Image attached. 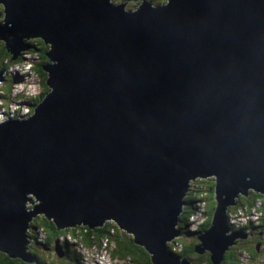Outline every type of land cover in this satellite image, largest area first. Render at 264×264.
<instances>
[{"label": "water", "instance_id": "1", "mask_svg": "<svg viewBox=\"0 0 264 264\" xmlns=\"http://www.w3.org/2000/svg\"><path fill=\"white\" fill-rule=\"evenodd\" d=\"M124 5L0 0L10 61L30 38L47 45L43 97L26 117L18 102L0 119V250L10 257L31 260L19 249L39 215L57 229L109 220L149 264H190L166 244L192 237V251L218 264L247 236L229 232L226 210L249 191L264 197V0ZM204 177L209 221L187 234L177 216L196 214L183 197Z\"/></svg>", "mask_w": 264, "mask_h": 264}, {"label": "trees", "instance_id": "2", "mask_svg": "<svg viewBox=\"0 0 264 264\" xmlns=\"http://www.w3.org/2000/svg\"><path fill=\"white\" fill-rule=\"evenodd\" d=\"M110 1L115 2V3H119V2L124 3L125 7H127V10H130L131 7L135 8V6L138 4L137 0H129V1L110 0ZM146 1H148L149 3L157 4V1L155 0H146ZM26 43L30 44L27 50L35 51L36 54L38 55V58H39L38 62L33 63L35 65L33 67V64H32L31 68H33L32 71L39 78L41 86H43L42 88L44 89L43 91H39V94H36L33 97H27V101L25 102V104H27L26 106L30 110L32 109L30 105L39 102L45 93V82H44L45 73L44 71H41L40 66H41V63L44 62L46 59L45 57H40V52L45 51L46 46L44 43H40L39 38L37 39L30 38L29 40L26 41ZM28 51H22V53L30 54V52ZM20 58H22V56ZM9 59H10L9 54L7 52H3V43H0V69H2L3 71L2 73H5V78H4L5 84L3 83L2 90L4 91V93H7V94L9 92V95H10L12 91V87L10 88V91H9V87L11 84H14L17 82V80H19V75L16 72H10L7 70L8 63L11 62ZM18 62L20 61H16L12 64H16ZM3 96H5V94H0V97H3ZM18 102H21V101H18ZM4 113H6V110H4ZM8 113L9 112L7 111V114ZM211 181H213L211 177H204V178H197L189 182L188 189L183 197V203L193 202L197 200L196 202L197 206L194 205V209L197 210V215L178 214L177 216V221L184 224L187 234L194 233L202 228L207 227L209 217L211 214V210L213 207V203H214V200H211ZM192 208H193V205L190 206V209ZM238 208H242L243 211L244 209L246 211H249L251 208L257 212L258 210L260 211V216L258 217L259 223L255 226H250V227L256 228L257 231L254 232V236L252 239L236 241L235 244L228 247L226 251L223 253V257L218 264H239L240 263L239 256L242 250L246 252V255L248 257V264H261L260 251L258 250L259 248L258 246H256V244L264 243V197L260 196L259 194L253 191L247 192L246 196L237 197L236 203L227 208L226 217L231 215L232 212L235 213ZM200 211H202V216L201 214L200 216L203 217V219L205 216V219L203 220L204 221L203 225L200 228H197L201 224V222L199 223V220L201 219L196 220V222H193L192 220L195 217L199 216ZM187 219L189 221V226H190L189 228L190 229L197 228V229L192 230V231L189 230L187 226L188 225ZM38 220H39V216L31 219L27 223V227H26V229L31 228L32 230L31 234L28 237V241L32 245L28 251L25 250V253L27 252V254L29 255V258L32 260V263H25L22 261V259H19L17 257H10L9 254L0 250V264H61V262L58 263L56 260H53L50 257V255L53 252V245H54L52 242H55L57 238H61L62 236H69L72 238V236H70L67 232V231H72V229H69V228L57 229L54 225L48 224L49 228L47 229L49 231L55 230L54 235L51 236L52 232H49L44 227L39 226L37 223ZM40 220H42V217H40ZM111 226L112 225L110 222H106L103 226L97 227L91 231H89V229L87 228H85V230H82V227H81V231H79L76 226H71V227H74L75 231L78 232L76 234L74 231V234L77 238L83 236L82 234L89 235V239L91 240V245L88 248L98 243L97 246H93L90 249L95 248L99 250L102 247L103 249L107 250V248L109 247L108 243L114 240L111 237L117 236L120 231L118 229L117 230L113 229ZM97 230H99L98 240L99 241L104 240L103 245H100L98 240L93 242L94 233ZM105 234L109 235L110 238H108L107 235ZM122 234L124 235L125 233L122 232ZM127 236L130 237L129 235ZM173 241L175 242L176 240H173ZM173 241L168 242L166 244L168 252L187 260L190 264H211L208 259L207 251H204L206 254H203V253L198 254L192 251L193 246L195 245L194 237L190 238L189 241H178L177 243L176 242L174 243ZM129 243L124 242L119 247V251H121L122 253L118 251L119 253L116 252L115 254L119 256L117 257L118 259L122 260L120 264H133L134 260H136L138 264H149L148 253L144 249L137 247V244H134L132 242H129ZM68 244L73 245L74 242L70 240L68 241ZM178 244H180L179 249L175 246ZM41 245L45 246L44 250H42V247H40ZM135 246L137 247V249L135 248ZM247 246L249 247L246 248ZM65 247H68V246H65ZM115 249H116V244H115L114 250ZM72 252L73 253L70 254L72 256L71 261L72 260L75 261L76 259H78V262H76V264H81L79 262V260L81 261V258L77 250L73 248ZM61 253H65V251L61 249ZM130 255H132L133 257H131ZM63 260L65 264H68L65 262L66 260L65 257L63 258Z\"/></svg>", "mask_w": 264, "mask_h": 264}, {"label": "rangeland", "instance_id": "3", "mask_svg": "<svg viewBox=\"0 0 264 264\" xmlns=\"http://www.w3.org/2000/svg\"><path fill=\"white\" fill-rule=\"evenodd\" d=\"M125 9H127V7H125ZM22 54H23V59H31V55L30 54H25V53H22ZM34 65L35 64H33V67H34ZM31 66H32V63H26L25 61H20L17 64H10V72H16L19 75V77H20V80L18 82L14 83L11 86L12 87V95H18V92H19V89H20V86L21 85H22V92H26L28 94V97H33L34 95H36V94L39 93V90L40 91H43L44 90L42 88L43 86H41V83H40V85L37 84V83H23L22 84V74L23 73L31 75V78H38L35 75V73L32 71ZM19 103L20 104H25V102H19ZM19 110H20V112L26 114V113H29L30 110H32V109L29 110V108L27 106H25L23 108H20ZM7 111L9 112V108L7 109ZM8 115H9V113H8ZM206 205H207V203H206ZM26 209H29V206L28 205H26ZM196 213H197V210H196ZM40 217H42V216L39 215V220L37 222L38 225L44 227L45 229L49 228V225H48L49 224V221L46 220L43 217H42V220H40ZM199 219H201V220H199V223L203 221V217H201ZM239 221H240V219L238 217H236V216L232 217V223L235 224V223H237ZM250 223L253 224L252 221ZM76 227H77V229L79 231H81V227H82V230H85V228H86L84 225H77ZM111 227L113 229L117 230V228H115L113 226H111ZM69 229H72V231H67L68 234L70 236L74 237L75 236V234H74V231H75L74 227H69ZM87 229H89V231L93 230V229H90L88 227H87ZM98 231L99 230L95 231V233H94V241L93 242H95V241L98 240V237H99V232ZM49 232H52L51 233V236H53L55 230H52V231H49ZM82 235L83 236L77 238V241L81 244V246H83L85 248L86 247H89L91 245V240L89 239V235H86V234H82ZM105 235H107V234H105ZM127 235L128 234H126V233L123 235L122 234V231L120 230L119 231V234L117 236L111 237L114 240L113 241H110L108 243V246L109 247L107 248V250H105V249H103L101 247V249H99V250L93 248V249H90L89 251H83L84 257L86 258V253L85 252H88V254H91L92 255V258H94L96 261H101L103 264H120L122 262V260L118 259L117 257H119V256H117L115 254H116V252L117 253H119V252L122 253L121 251H119V247L124 242H126V243L132 242L131 240L133 239V237H131L130 235H129L130 237H128ZM107 237L110 238L109 235H107ZM189 240L190 239H188L186 241H189ZM59 241H60L59 246H62V247H60V254H61V249L62 248L64 249L65 246H68L71 249L70 244H68V241L69 240L66 238V236H62L59 240H57L56 241L57 244H58ZM26 242H29V241L26 240ZM51 242H52V240H51ZM103 243H104V240H100L99 241V244L100 245H103ZM115 244H116V249L114 250ZM258 245L259 244H256V246H258ZM40 247H42V250L45 249V246H42L41 245ZM137 247H139V245H137ZM137 247L135 246L136 249H137ZM248 247L249 246H247L246 248H248ZM19 250L21 252H24L25 251L24 249H21V248ZM263 250H264V246H263ZM64 251H65V249H64ZM109 251L111 252V256L110 257H109V254H108ZM62 256L65 257V259H66L65 262L68 263V264H76V262H78V259H76L75 261H73V260L71 261L72 256L68 252L63 253ZM130 256L133 257L132 255H130ZM24 257L29 258L27 253L24 254ZM50 257L53 260H56L58 263L61 262V264H64V263H62V260H60V258H58V256L54 253V251L52 252V254L50 255ZM22 261L25 262V263H32V260H29V259H28V262H26L24 260H22ZM260 261H261V264H264V255L260 257ZM133 264H138V262L136 260H134Z\"/></svg>", "mask_w": 264, "mask_h": 264}, {"label": "built area", "instance_id": "4", "mask_svg": "<svg viewBox=\"0 0 264 264\" xmlns=\"http://www.w3.org/2000/svg\"><path fill=\"white\" fill-rule=\"evenodd\" d=\"M35 59H36L35 54H31V59H23V54H22V58H19L17 61H25L26 63H33ZM7 70L10 71V65L7 66ZM23 83L39 84V78H31V75L23 73L22 74V84ZM0 94H4L1 88H0ZM27 97H28V94L26 92H22V85L20 86L18 95H9V92H8L7 101H4V97H0V119L9 118V116H7V109L9 108V104H18V101L26 102ZM4 110H6V113H4ZM17 112H18L19 117L28 115V114L18 111V108H17ZM200 214H201V211L199 213V216ZM199 216L195 217L192 221L199 219ZM234 216L240 219V221L235 224L232 223V217ZM259 216H260L259 210L257 212L251 208L249 211H246L245 209L243 211L242 208H238L236 212L235 213L232 212L231 215L228 216V218H229V222L234 227H241L247 223H250L251 221L253 222V224H256L258 222ZM85 253H86V259L92 257V255L88 254V252H85ZM263 255H264V250L260 251V257ZM239 257H240L239 264H248L247 255L245 251H242ZM97 262L98 264H103L101 261H97Z\"/></svg>", "mask_w": 264, "mask_h": 264}, {"label": "clouds", "instance_id": "5", "mask_svg": "<svg viewBox=\"0 0 264 264\" xmlns=\"http://www.w3.org/2000/svg\"><path fill=\"white\" fill-rule=\"evenodd\" d=\"M127 1H129V0H127ZM139 1H141V0H137V2L139 3ZM155 1H157V4H161V3H163L165 0H155ZM113 3H115V2H113ZM120 3V2H119ZM152 5H156V4H154V3H151ZM137 6V5H136ZM135 6V7H136ZM124 9H125V5H124ZM134 9V7H131L130 8V10H133ZM127 10V9H126ZM29 40V39H28ZM2 42V41H1ZM3 43V42H2ZM25 51H28V50H25ZM28 52H30V54H35L36 55V59L33 61V63H35V62H38V60H39V58H38V55L36 54V52L35 51H28ZM21 55H22V52H20V54L18 55V57L13 61V62H9L8 63V65H10V64H12V63H14V62H16L20 57H21ZM32 63V64H33ZM42 63H45V61L44 62H42ZM41 63V64H42ZM41 67V66H40ZM33 69V68H32ZM45 77V76H44ZM4 78H5V73H3V80L2 81H0V88L2 89V86H3V83L5 84V81H4ZM19 80H20V77H19ZM19 80H17V82L19 81ZM13 84H11L10 85V87H9V91H10V88H11V86H12ZM39 85H40V80H39ZM40 91V90H39ZM3 93H4V91H3ZM5 94V96H3L4 97V101H7L8 99H7V93H4ZM39 94V93H38ZM29 104H31V103H29ZM35 104L36 103H34V104H31L30 106L32 107V110L30 111V113L33 111V107L35 106ZM29 113V114H30ZM27 116V115H26ZM26 116H23V117H26ZM196 202H197V200H196ZM192 209H194V205H193V208ZM189 215V214H188ZM204 219H205V216H204ZM203 219V220H204ZM226 220H227V224H228V226H229V232H231V231H236V229H239V227H234L230 222H229V218H228V216L226 217ZM106 222H110L111 223V221H109V220H105L104 221V223L101 225V226H103ZM178 222V221H177ZM187 222H188V229L189 230H195V229H197V228H200L202 225H203V222L204 221H202L201 222V224L197 227V228H194V229H190L189 228V221H188V219H187ZM259 222H257L256 224H251V223H247V224H245V225H243V226H241V228L245 231H248V229H249V227L250 226H255V225H257ZM79 225H82V224H79ZM77 226V225H76ZM101 226H98V227H101ZM86 227V226H85ZM67 228H69V227H67ZM96 228V227H95ZM62 229H64V228H62ZM94 229V228H93ZM75 233L77 234L78 232L77 231H75ZM66 238L70 241H72V242H74V244L73 245H71L70 244V247H71V249L69 248V247H67V249H65V252H68L69 254H72L73 252H72V249L73 248H75L76 250H77V252L79 253V255H80V258H81V261L79 260V262L81 263V264H98V262L94 259V258H92V257H90V258H88V259H86L85 257H84V254H83V251H89L90 250V248H92L93 246H97L98 245V243L97 244H94V243H92V244H94V245H92L90 248H88V247H83V246H81V244L77 241V237L76 236H74V237H69V236H66ZM60 238H57V240H59ZM27 240H28V238H27ZM56 240V241H57ZM53 242V244L56 246V249H57V251H55L54 250V245H53V251H54V253L56 254V252L57 253H59L60 254V247H62V246H59V243H60V241L58 242V244H57V242ZM173 241V240H172ZM98 242H99V240H98ZM174 242V241H173ZM176 243L178 242V241H175ZM174 242V243H175ZM26 243H28V242H26ZM178 249L180 248V244H178V245H175ZM63 248H62V250H64ZM243 251V250H242ZM241 251V252H242ZM27 253V252H26ZM25 253V251L24 252H22V254H23V257H24V254H26ZM108 254H109V257L111 256V252L109 251L108 252ZM241 254V253H240ZM57 255V254H56ZM61 256L59 257L58 256V258H60V260H62V263H64V260H63V258H64V256H62L63 255V253H61L60 254ZM29 256V255H28ZM65 264V263H64Z\"/></svg>", "mask_w": 264, "mask_h": 264}, {"label": "flooded vegetation", "instance_id": "6", "mask_svg": "<svg viewBox=\"0 0 264 264\" xmlns=\"http://www.w3.org/2000/svg\"><path fill=\"white\" fill-rule=\"evenodd\" d=\"M37 39V38H36ZM0 43H2L1 41H0ZM46 46V48H47V45H45ZM46 59V58H45ZM236 231H241L243 234H247V236H246V238H244V239H236V241H240V240H248V239H252L253 238V236H254V232L255 231H257L256 230V228H254V227H250L249 229H248V231H244L241 227H239V229H236ZM263 246H264V243H260L259 245H258V250L259 251H262L263 250ZM65 249H67V247H65ZM203 254H206L205 252H203Z\"/></svg>", "mask_w": 264, "mask_h": 264}, {"label": "bare ground", "instance_id": "7", "mask_svg": "<svg viewBox=\"0 0 264 264\" xmlns=\"http://www.w3.org/2000/svg\"><path fill=\"white\" fill-rule=\"evenodd\" d=\"M23 41H26V39H24ZM13 61H14V60H11V62H13ZM16 64H17V63H16ZM10 95H12V91H11ZM19 104H20V103H19ZM25 106H26V105H24V106H22V107H19L18 109L23 108V107H25ZM16 110H17V109H16ZM19 111H20V110H19ZM29 113H30V112H29ZM29 113H28V114H29ZM26 114H27V113H26ZM7 115H8V114H7ZM196 206H197V204H196ZM192 215H197V213H196V214H192ZM201 216H202V211H201ZM201 216H200V217H201ZM200 217H199V218H200ZM197 220H199V219H197ZM193 222H196V220L193 221ZM247 260H248V257H247Z\"/></svg>", "mask_w": 264, "mask_h": 264}]
</instances>
